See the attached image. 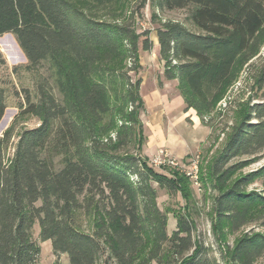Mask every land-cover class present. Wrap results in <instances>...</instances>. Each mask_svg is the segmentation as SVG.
<instances>
[{
    "label": "trees",
    "instance_id": "1",
    "mask_svg": "<svg viewBox=\"0 0 264 264\" xmlns=\"http://www.w3.org/2000/svg\"><path fill=\"white\" fill-rule=\"evenodd\" d=\"M139 2L140 9L149 2L162 11H189L188 23L160 22L156 37L165 78L177 80L185 110L203 119L235 81L239 66L259 53L264 0ZM138 11L111 21L87 13L75 0H0V36L14 34L31 67L48 61L61 94L58 98L45 83L36 101L25 93L23 113L41 123L21 133L8 161L7 134L0 138V264H35L36 223L42 241L51 240L54 253L67 254L69 264H136L145 252L143 260L157 264L167 252L181 257L177 264H220L195 246L189 219L179 217L169 235L168 215L157 204L154 183L173 194L192 188L190 178L172 167L158 172L140 154L142 79L133 81L128 73H137L140 50L150 51L154 41L149 31L137 32ZM255 84L259 101L247 106L211 164L219 190L215 215L232 230L256 221L264 227V187L247 189L256 180L264 182V163L227 185L235 170L227 165L234 158L264 156V70ZM6 108L0 91V121ZM112 130L115 141L108 137ZM133 142L140 155L129 150ZM80 213L92 218L90 233L78 225ZM263 255L264 233L249 232L229 251L227 264H255Z\"/></svg>",
    "mask_w": 264,
    "mask_h": 264
},
{
    "label": "rangeland",
    "instance_id": "2",
    "mask_svg": "<svg viewBox=\"0 0 264 264\" xmlns=\"http://www.w3.org/2000/svg\"><path fill=\"white\" fill-rule=\"evenodd\" d=\"M139 1L113 0L109 5L100 6L88 0H75L87 13L95 15L97 18L109 19L111 21L127 18L132 11L139 10L136 13V30L138 33L149 31V37L154 41L153 48L150 51L140 50L141 68L137 73L133 71L128 73L133 81L140 77L142 79L141 86L145 82L144 88L142 87L140 90V94L143 97L146 98L152 90L158 89L163 96L168 98L170 105H172V107L168 105L163 109L161 107H152L147 103V110L141 111L140 117L141 120L144 119L143 122L145 125V140L143 141V148L140 154L148 159L145 149L146 137L149 138V143H147L150 148H148L150 151L149 156L157 152L159 153L163 149L166 151L172 149V147H169L168 150L165 149L166 147L163 146L158 138V133L156 137L153 124H159L165 121V115H163L165 111H167L166 122L169 124L171 117H175L179 111L185 110V104L179 109V97L181 96L177 88V80H167L164 76V62L161 60L159 54L156 29L159 27L160 22L167 19L187 22L189 11L187 9L162 11L153 7L149 2L144 8L140 9ZM131 66L132 62L127 61V67L129 68ZM262 70H264V41L262 42L259 53L248 62L239 66L235 81L228 87L224 97L215 109L211 113L205 114L203 119L199 118L201 124L209 131V134L205 137L200 147L192 154V156L199 155L201 159L204 158L203 187H201L199 172L198 178L196 179L190 177L187 174L188 171L181 172L190 178L192 188L187 186L182 192L169 194L166 189L160 188L156 183L153 184L157 190V204L161 211L168 215V234L171 235L176 229L177 219L179 217L189 219L192 223V240L195 246L202 247L211 259L216 260L220 264L228 263L229 251L234 247L240 237L249 232L264 233V227L261 226L260 221L244 225L237 230H232L226 222L219 221L215 215L213 205L214 198L219 191L218 182L211 172L212 161L223 149L233 127L242 118L244 110L248 105L259 101L260 92L256 87L255 79ZM42 83L49 84L53 88L55 95L58 98L61 97L55 84V75L50 63L43 61L38 66L31 67L15 35L6 33L0 36V91H3L7 105L5 114L0 121V138L7 134L4 144L6 161L12 158L21 133L25 129L35 128L41 123L38 117L23 113L21 104L24 103V97L27 91L30 92L33 100L36 101L38 99V87ZM129 110H131V107ZM162 111H164L163 114L161 113ZM156 121H159V123H156ZM190 122H192L191 116L186 118V123ZM175 130H183L182 135L184 137L188 133V129L184 130V127L180 125H176ZM116 136V130H112L108 137H111L115 141ZM136 147L137 143L135 144L133 142L129 146V150L135 154H139ZM55 162L57 169L62 167L60 157L55 158ZM263 163L264 156L261 158H257V156H239L234 158L227 165L228 167L234 166L235 168L232 177L227 181V185L230 186L240 177L257 170ZM154 168L158 172L168 173V170H165V168ZM196 183L200 187L195 185ZM263 184V180H256L247 189L261 191L264 187ZM77 222L82 230L88 233L92 231L91 217L80 213ZM32 238L40 247V254L35 264H69L67 254L56 255L54 253L51 240L42 241L40 238L39 223H36L33 227ZM193 250L194 248L185 256L190 255ZM146 254L145 252L141 255V262L139 260L136 264H157L155 261L147 262V260H143ZM180 259V256L167 252L163 263L159 264H177ZM255 264H264V255Z\"/></svg>",
    "mask_w": 264,
    "mask_h": 264
},
{
    "label": "crops",
    "instance_id": "3",
    "mask_svg": "<svg viewBox=\"0 0 264 264\" xmlns=\"http://www.w3.org/2000/svg\"><path fill=\"white\" fill-rule=\"evenodd\" d=\"M158 44V42H157ZM144 84L145 82H143L141 88H144ZM178 84V83H177ZM140 88V90H141ZM141 93V92H140ZM142 99L144 101V106L145 109L147 110V103H149L150 106L152 107H161V108H165L166 106L170 105V102L168 100V98H166L165 96L162 95L161 91L158 89H154L152 90L147 97H143V95L141 94ZM181 96V94H180ZM180 98V105H179V109H181V107L184 105V100L181 97ZM167 104V105H166ZM172 107V105H170ZM167 110V108H166ZM179 111V110H178ZM162 114L164 113V111L161 112ZM165 115L164 118V122H160L156 121V123L159 124H153V126L155 127V132H156V137H157V133H158V138L160 140V142L163 144V146H165V149H169V147H172V149H170V152L168 150V152L176 159L179 160H185L188 159L189 157L192 156L193 152H195L201 145V143L204 141L205 137L209 134V131H207L206 127L204 125L201 124L200 122V117L196 114V111L193 109H190L188 111L184 110V111H179L178 115L175 117H171L170 118V123L168 124V122H166V115H167V111H165V113L163 114ZM191 116V120L192 122L190 123H186V118ZM161 121V119H159ZM144 121V119H142V122ZM176 125H180L181 127H184V130L188 129V133L186 134V136L184 137L182 135V131L183 130H175ZM145 127L144 122H143V128ZM177 131V132H176ZM179 132V133H178ZM189 137V138H186ZM146 153H147V157L149 160H151L157 153L152 154L151 156H149V146L147 145V143H149V138L146 137ZM168 147V148H167ZM149 148V149H148Z\"/></svg>",
    "mask_w": 264,
    "mask_h": 264
},
{
    "label": "built area",
    "instance_id": "4",
    "mask_svg": "<svg viewBox=\"0 0 264 264\" xmlns=\"http://www.w3.org/2000/svg\"><path fill=\"white\" fill-rule=\"evenodd\" d=\"M195 156H191L188 159L185 160H177L174 158L168 151L166 150H160L158 155L154 156L150 160V164L154 167H172L176 168L179 171H188L192 177H195L194 175V161H195ZM195 185L199 186L198 183ZM200 187V186H199Z\"/></svg>",
    "mask_w": 264,
    "mask_h": 264
},
{
    "label": "bare ground",
    "instance_id": "5",
    "mask_svg": "<svg viewBox=\"0 0 264 264\" xmlns=\"http://www.w3.org/2000/svg\"><path fill=\"white\" fill-rule=\"evenodd\" d=\"M200 156L199 155H197L196 157H195V161H194V175H195V177H193V178H198V172H199V165H200ZM190 177H192V175H190L189 174V172L187 173Z\"/></svg>",
    "mask_w": 264,
    "mask_h": 264
}]
</instances>
